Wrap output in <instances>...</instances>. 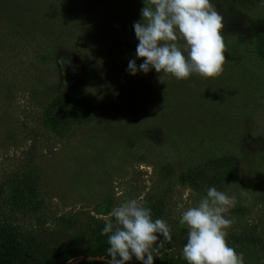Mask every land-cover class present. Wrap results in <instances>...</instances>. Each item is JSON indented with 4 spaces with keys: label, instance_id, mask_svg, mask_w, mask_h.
<instances>
[{
    "label": "rangeland",
    "instance_id": "1",
    "mask_svg": "<svg viewBox=\"0 0 264 264\" xmlns=\"http://www.w3.org/2000/svg\"><path fill=\"white\" fill-rule=\"evenodd\" d=\"M211 2L223 17L224 70L177 80L127 71L130 60L143 63L133 25L144 0H0V230L13 226L53 260L76 264L107 237L113 207L143 198L171 227L154 264H187L181 215L216 187L235 198L229 246L244 264H264V60L255 45L264 0ZM76 90L96 113L57 134L46 105ZM225 156L240 167L215 186ZM199 168L209 175L195 185L186 176Z\"/></svg>",
    "mask_w": 264,
    "mask_h": 264
},
{
    "label": "clouds",
    "instance_id": "2",
    "mask_svg": "<svg viewBox=\"0 0 264 264\" xmlns=\"http://www.w3.org/2000/svg\"><path fill=\"white\" fill-rule=\"evenodd\" d=\"M141 16L133 27L139 41L136 56L143 63L138 66L135 59L130 60V74L154 68L185 80L193 74L211 78L223 72V17L211 0H144ZM234 203V197L209 187L198 204L183 211L180 223L187 228V242L182 258L187 264H244L243 253H237L226 240L233 220L225 214ZM146 205L139 198L112 208L101 231L109 245L107 264H126L133 257L142 264H154L164 244L171 243L170 225L163 219L153 220Z\"/></svg>",
    "mask_w": 264,
    "mask_h": 264
},
{
    "label": "trees",
    "instance_id": "3",
    "mask_svg": "<svg viewBox=\"0 0 264 264\" xmlns=\"http://www.w3.org/2000/svg\"><path fill=\"white\" fill-rule=\"evenodd\" d=\"M247 6V3H242ZM255 45L259 58L264 60V27L255 28ZM95 101L86 90H76L67 93L57 94L47 105L43 112L44 122L55 133L64 131L68 125L83 123L92 119L96 113ZM218 172L216 178L211 180L213 185H219L222 180L227 179L234 169H239L240 160L234 156H225L218 160ZM210 167L206 168L209 169ZM220 169V170H219ZM208 170L199 168L186 176L191 183L197 185L199 182L207 181ZM15 227H8V230H0V264H64L53 260V256L40 251L36 245L30 241L22 239ZM1 229V228H0ZM12 229L16 232L14 233ZM19 236V237H18ZM21 237V238H20ZM102 241V242H101ZM100 245L94 248L84 260L76 264H107L111 259L107 255V237L101 238ZM75 255H70L66 260ZM98 257V258H97ZM126 264H142L141 261L132 259Z\"/></svg>",
    "mask_w": 264,
    "mask_h": 264
},
{
    "label": "water",
    "instance_id": "4",
    "mask_svg": "<svg viewBox=\"0 0 264 264\" xmlns=\"http://www.w3.org/2000/svg\"><path fill=\"white\" fill-rule=\"evenodd\" d=\"M98 258V257H97ZM85 258H81V259H79L78 261H81V260H84Z\"/></svg>",
    "mask_w": 264,
    "mask_h": 264
}]
</instances>
